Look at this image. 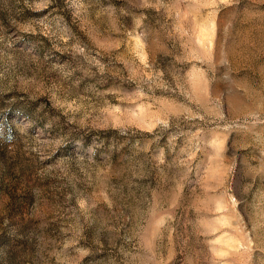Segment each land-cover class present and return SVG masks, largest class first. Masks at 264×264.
Here are the masks:
<instances>
[{"label":"rangeland","instance_id":"rangeland-1","mask_svg":"<svg viewBox=\"0 0 264 264\" xmlns=\"http://www.w3.org/2000/svg\"><path fill=\"white\" fill-rule=\"evenodd\" d=\"M0 264H264V0H0Z\"/></svg>","mask_w":264,"mask_h":264}]
</instances>
